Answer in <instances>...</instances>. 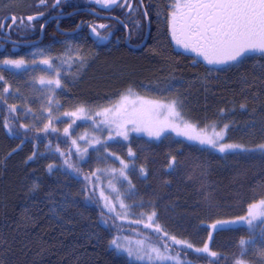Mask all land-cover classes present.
Returning <instances> with one entry per match:
<instances>
[{"label":"trees","instance_id":"obj_1","mask_svg":"<svg viewBox=\"0 0 264 264\" xmlns=\"http://www.w3.org/2000/svg\"><path fill=\"white\" fill-rule=\"evenodd\" d=\"M38 2L0 0V23L7 15L17 17L18 25L21 17L26 21L29 15L44 13L32 22L31 29L13 25L11 40L36 41L40 26L59 10L67 14L88 8L103 13L89 0H63L56 8L51 7L52 0H48L47 7L37 6ZM170 2L142 0L149 32L138 49L126 46V30L116 20L88 12L59 21L58 27L64 31L80 24L82 29L75 33L60 34L55 28L58 21L52 20L44 26L42 38L35 45L13 49V44L0 41V60L22 58L30 63L34 60L30 53L35 50H43V57L68 51L75 60L59 75L61 87L54 86L51 92L39 82L43 75L31 71L29 64L23 70L0 65V76L4 78L0 80V264H145L115 251L110 241L116 234H128L156 242L158 234L119 220L113 224L109 219L113 215L99 203L94 178L84 179L103 168L112 156L128 163L126 176L134 185L130 190L125 188L128 205L142 204L132 207L136 213L155 211L157 222L169 234L196 246L208 240L215 221L242 216L250 203L264 199V155L258 152L222 155L168 134L160 140L133 136L125 143L116 139L103 147L113 154L90 150L87 158L80 160L72 138L61 130L65 121L59 117L63 112L104 105L131 88L137 95L183 101L186 115L199 124L226 122L231 142L249 147L264 143V58L249 54L219 67L193 62L197 56L193 48L185 49L173 38ZM130 4L131 10L113 6L108 12L126 25L129 43L139 45L146 22L138 1L131 0ZM97 24L109 26L98 28L107 40L89 36L88 26ZM4 88H8L7 93ZM11 105H15V112L10 110ZM53 107L57 108L54 117ZM49 110L51 127L44 132ZM5 122L12 128L11 133ZM129 149L134 155L128 154ZM33 152L36 155L28 159ZM172 157L176 163L169 168ZM65 159L73 168L64 164ZM256 224L251 231L243 225L212 231L210 248L223 256L219 264H233L240 255L239 240L250 234H255L256 244L243 258L247 264H264L260 251L264 248V237L260 235L264 224ZM179 251L193 264H209L204 254Z\"/></svg>","mask_w":264,"mask_h":264},{"label":"snow or ice","instance_id":"obj_2","mask_svg":"<svg viewBox=\"0 0 264 264\" xmlns=\"http://www.w3.org/2000/svg\"><path fill=\"white\" fill-rule=\"evenodd\" d=\"M63 0H52L51 7L56 8L61 5ZM94 2L100 5L102 8L116 7H128L132 9V5L128 3V0H94ZM142 2V0H141ZM37 6H48V0H39ZM174 9L171 12L172 17V35L177 44L183 45L185 49L192 47L193 50L198 51L207 61L208 64H223L230 61H236L240 58H244L249 54L264 58V0H184L171 5ZM144 15L147 16L145 10ZM44 16L43 12H39L36 15H29L25 18H19V24L17 25V17L11 16L5 19H11L13 25H17L18 28L27 30L33 27L32 22L41 19ZM4 24L0 23V29H3ZM41 30L44 25H41ZM79 27V25L77 26ZM109 26L100 24L98 26H91V32L95 35L98 41H105L108 36L102 35L99 29H107ZM11 28V25L9 26ZM179 33V35H178ZM183 37V38H182ZM195 40V46L191 43ZM41 53L43 50H40ZM72 57H70L71 59ZM79 58V57H76ZM53 57H46L39 61L40 64L47 65L49 68H53ZM83 62V61H81ZM26 61L24 59H2L0 64L10 65L15 68H21ZM32 63H36L35 60ZM59 77V72L56 73ZM3 76H0V80H3ZM40 84L55 86V88L61 87V81L57 79L40 78ZM5 93L8 92V88H4ZM132 89L129 88L128 92ZM127 97L122 96L120 103L113 105L110 108H104L100 112H97V116H102L103 123L108 125L115 124L117 128V135L123 136L124 139H128L127 131L123 130L125 124L136 125L138 120H142L148 113L142 110H133L129 113L127 111L125 101ZM142 104L150 105V111L164 110L168 116L174 119H179L183 127L180 124L173 122L172 120H166L163 123L156 122L153 126L147 127L143 130L147 131L149 136L160 137L166 128H171L176 131L178 135H183L189 140L198 141L201 145H208L213 149L218 150L220 153L234 152L240 150L242 152H258L264 155V143L255 145L254 147H247L244 144L239 143H224L226 131L229 128V124H224L223 128L219 131L216 130V123L212 122L209 125H205V128L197 130L196 125L191 124L183 119L180 109L183 106V101L176 99L168 103L160 104L150 101L141 100ZM12 112L16 111L15 105L9 106ZM243 108L244 105H241ZM224 110L221 109V112ZM79 113H84V108L77 110ZM77 112L65 113L64 115L77 116ZM5 127L9 132H12V128L9 127L8 122H5ZM22 128L29 127L28 125H20ZM51 127V113L49 110V123L44 126L42 131L47 132ZM71 127V125L69 126ZM211 127V134L207 129ZM135 131H141L140 127H136ZM55 131V129H53ZM65 134H68L69 129H64ZM111 138V137H109ZM84 139V137H80ZM76 140L72 141L73 145H76ZM94 143L99 144V140H95ZM58 152L59 148L56 149ZM77 152L80 153V159L84 158L88 149H81L77 146ZM63 156L64 153L60 152ZM128 154L134 155L129 149ZM36 153L28 157L32 159ZM122 167L119 169L120 175L126 177L125 169L128 168L123 160L120 161ZM176 163V158L172 157L169 161L168 167L172 168ZM64 164L68 168H73V165L67 160H64ZM53 165H48L49 171H51ZM79 172V169H74ZM103 169H97L90 175H86L84 179L90 181L92 177L98 181L100 176L97 173L103 172ZM141 173L144 174V169H141ZM108 187L117 192L115 199L119 202V208L121 211H117L116 205L113 203L112 198L105 195L104 189H100V199L103 201V209H106L108 213H114V216H110L113 224L116 220H125L130 214V210L133 206L143 205H127L120 198V194L114 185L109 182ZM129 188H134V185L129 181ZM131 198V194L129 196ZM101 211V216L105 215L104 211ZM141 216H146L147 222L138 220L136 223H144L146 228L152 229L156 236V243H152L149 240H138L135 242V246L129 242L125 247L121 243V237L119 235L114 236L110 245L117 251L126 252L129 258L136 261L145 262V264H164V262L170 261L172 264H184V260L181 258L180 252L172 254L174 249L173 245H184L185 249H193L196 253L204 254V258L208 259L209 264H219L223 258L221 253L213 251L209 247V243L205 242L203 247L194 248V246L186 240H180L174 235H170L164 227L157 222V213L152 211L151 213H140ZM259 221L264 224V199L259 200L258 203H250L245 215L237 216L232 220H217L210 227L213 231L222 230L224 225H247L249 230H253L257 227L256 222ZM107 224V220L104 221ZM261 237H264V229L261 230ZM126 239V238H125ZM213 239V233L209 232L208 240ZM240 247V255L236 256L233 260V264H247L243 258L246 255V251L251 249L256 244L255 234H250L247 239L241 237L238 242ZM261 254L264 255V248L260 249Z\"/></svg>","mask_w":264,"mask_h":264},{"label":"rangeland","instance_id":"obj_3","mask_svg":"<svg viewBox=\"0 0 264 264\" xmlns=\"http://www.w3.org/2000/svg\"><path fill=\"white\" fill-rule=\"evenodd\" d=\"M91 3L94 2V0H89ZM131 0H128V3H130ZM171 1L170 3H172V5L174 3L177 2V0H169ZM121 2L123 3V0H121ZM179 2H184V0H179ZM169 3V4H170ZM171 12L174 10L172 7H170ZM31 57L36 61V63H25L24 66H22L21 68H15L13 66L10 65H2L1 66L8 68V69H12V70H23L27 67V65L29 64V66H32V69H30L31 71H33L34 73H37L39 75H43L42 77L47 79H57L58 77L56 76V73L59 72V75L64 72L68 66L71 65V63L74 60V58L69 54V52H65L64 54H61L59 56L53 57V68H49L47 65H43L40 64L39 61L43 58L42 53L40 50H35L33 51V53H30ZM70 57H72L70 59ZM200 60H202L207 66L209 67H219V66H223L226 65L230 62L227 63H223V64H208L207 61L204 60V57L200 54ZM5 59V58H4ZM8 59H12V58H8ZM21 59V58H18ZM42 85V84H41ZM45 90L51 92L54 88V86H48V85H43ZM125 96L127 97V100L125 101V105L127 108V111L129 113L133 112V110H142L146 113H148L142 120H138L136 125L133 124H125L124 125V129L127 131V135H128V139H124L123 136L117 135V128L115 126V124L113 125H108L103 123V117L102 116H97L96 113L100 112L102 109L104 108H110L113 107V105H117L118 103H120L121 97ZM52 97H50L51 99ZM141 100L143 101H150L153 103H160V104H164V103H168L172 100H176L175 98H158V97H153V96H146V95H137L134 94L133 92H128L126 91L125 93L121 94L119 97H117L114 101H111L109 103H106L104 105H100V106H96V107H90V106H79L76 108H73L69 111L63 112L61 114V117H59V120L65 121L61 130L64 132L65 128L69 129L68 135H70V137L73 140H76V145L74 146V150L75 153L77 154L78 158L80 159V153L77 152V146H79V148L84 149L87 148L88 152L87 154L84 155L83 159L80 160H85L89 154L90 150H98L99 153L101 154V152L103 150H106L108 153L113 154L111 151H109L108 149H105L103 147H106V144H109L111 142L121 140L122 142H129V140L131 139V137L133 136H144L153 140H160L162 139L164 136L168 135V134H172L174 136L180 137L185 139L186 141L195 144L199 147L202 148H208L211 149L213 151H215L218 154H227V153H220L218 150L211 148L208 145H201L198 141H192L189 140L187 137L183 136V135H178L176 131L172 130L171 128H166L165 131L161 134L160 137H155V136H149L147 131L143 130L147 127L153 126L156 122L159 123H163L166 120H172L173 122L180 124L181 127H183L182 122L179 119H174L168 116L167 112L164 110H156V111H150V105H145L141 103ZM84 108L85 112L79 113L77 112V110L79 108ZM73 112H77V116H71V115H64L65 113H73ZM181 115L183 116V119L191 124L196 125L197 130L205 128V125H209L212 122L209 123H205V124H199L195 121H192L184 112L183 107L180 109ZM53 117L57 115V108L53 107V112H52ZM216 123V130L219 131L221 128H223L224 124H227L224 121H214ZM71 125V127H69ZM136 127H140L142 130L141 131H135L134 129ZM208 133L211 134V127H209L207 129ZM65 133V132H64ZM227 133H228V129L226 131V136L224 139V143H237V142H231L227 139ZM80 137H84V139H80ZM111 137V138H109ZM95 140H99L100 143L96 144L94 143ZM240 144V143H239ZM249 147V146H247ZM103 148V149H102ZM251 148V147H249ZM240 150H236L234 152H237ZM111 156V155H110ZM118 157V158H117ZM112 156V159H108L105 160L106 164L103 168L104 171L97 173V175L100 176V179L97 181L94 178V187L96 189V192L98 194V199H99V203L101 205V207L103 208V201L100 199V189L103 188L105 195L109 196L110 198H112L113 203L116 205V209L117 211H121V209L119 208V202L115 199L117 192L113 191L111 188L108 187L109 182H111L112 185L115 186V188L118 190L119 194H120V198L124 201L125 204L128 205L127 201H126V193H128L127 191H125V188L127 190H130L129 186H128V179L125 177H122L120 175L119 169H121L122 165L120 163L121 160H123L126 164L127 161H125L124 159H122L119 156ZM96 171V170H95ZM125 172H127V169H125ZM127 177V176H126ZM125 191V192H124ZM254 202V203H258ZM106 212L107 210L104 209ZM108 213V212H107ZM146 213V212H143ZM111 215L114 216V213H109ZM246 214V213H245ZM244 214V215H245ZM235 219L234 218H222L220 220H232ZM138 220H143L145 221V223L147 222L146 220V216H141L140 213H136L132 208L130 210V214L128 215V217L125 220H119L120 222L123 223H127V224H133V225H141L144 229L153 231L152 229L146 228L144 226V223H136V221ZM224 226H238V225H224ZM248 227L246 224L243 225ZM211 232L213 231L212 228L210 227ZM119 235L121 237V243H123L125 245V247L128 246L129 242H131V244L133 246H135V242L138 240H148L146 238L143 237H138V236H134V235H128V234H116L114 236ZM172 235V234H170ZM126 238V239H125ZM180 240H186L189 243H191L188 239H184V238H179ZM150 241V240H149ZM151 242V241H150ZM206 242L209 243V247H210V241L207 240ZM152 243H156V242H152ZM192 244V243H191ZM194 246V248H198V247H203V245L201 246H196L194 244H192ZM111 246V245H110ZM114 250L115 248L113 246H111ZM173 253L175 254V252H180L179 250H187V251H194L193 249H185L184 245H173ZM117 251V250H115ZM119 253H121L122 255L126 256L128 259L132 260V261H136L132 258H129L126 254V252L123 251H117ZM181 255V254H180ZM181 258L184 260L185 264H193V262L189 259H186L184 257L181 256ZM140 262V261H138ZM141 263H145V262H141ZM164 264H172V262L167 261L164 262Z\"/></svg>","mask_w":264,"mask_h":264},{"label":"water","instance_id":"obj_4","mask_svg":"<svg viewBox=\"0 0 264 264\" xmlns=\"http://www.w3.org/2000/svg\"><path fill=\"white\" fill-rule=\"evenodd\" d=\"M138 2H139V6L141 7V11H142V13H143V17H144V19H145L146 27H147V28H146V34H145V37H144L143 42H141V43H140L139 45H137V46H132V45H130V44L128 43V40H129V32H128L127 28L125 27V25L123 24V22H121L118 18L113 17V16H108V15L98 14L97 12H95V11H93V10H91V9H88V8L77 9V10H74V11H72V12H70V13H67V14H62L61 12H59V14H56V15H53V16L47 18V20H45V22L43 23V25L45 26L47 23H49V22L52 21V20H60V19H62V18L69 17V16H71V15H73V14H76V13H79V12H88V13H90V14L96 16V17H99V18H113V19H115L117 22H119V23L124 27V29L126 30V40H125V44H126V46L132 47V48H134V49H138V48H140L142 45H144V43L146 42V39H147V37H148V32H149V21H148V19H147V16L144 15L145 10H144L143 4H142L141 0H138ZM11 16H13V15H7L6 17H11ZM6 17H5V18H6ZM5 18L2 20V23L4 24V27H5V23H6L8 20H10V23H9V25L6 27V30H5V31H4V27H3V29H0L1 32H2V31L4 32V36H0V41L13 44V49H16L17 46H31V45H35V44H37V43L40 42V40H41V38H42V34H43V29H44V28H43L42 30H40V37H39V39H37L36 41H32V42H16V41H12V40H10V39H9V36H10V32H9V31H10L11 28H9V26L11 25V27H12L13 23H12V20H11V19H5ZM55 28H56V30H57L60 34H70V33H74V32H76V31H78V30L80 29V24H79V27H76V28H75L74 30H72V31H64V30L59 29V27H58V23L55 25ZM89 36L91 37V39H95V38H96L95 35L91 32V28H89Z\"/></svg>","mask_w":264,"mask_h":264},{"label":"flooded vegetation","instance_id":"obj_5","mask_svg":"<svg viewBox=\"0 0 264 264\" xmlns=\"http://www.w3.org/2000/svg\"><path fill=\"white\" fill-rule=\"evenodd\" d=\"M94 6H95V8L96 9H98V10H100L101 12H103V13H100V14H103V15H109V16H113V15H111V13H109L108 11H110L111 9H112V7L111 8H107V9H105V8H102L100 5H98V4H96L95 2H93L92 3ZM124 8V7H123ZM118 12H119V10H118ZM120 14H122L123 12H122V9H120V12H119ZM115 17V16H114ZM108 19H113V18H108ZM114 20V19H113ZM119 23V22H118ZM59 24V23H58ZM99 24H97L96 26H98ZM89 27L90 26H88V29H89ZM81 29H82V27H81ZM80 29V30H81ZM193 41V43H194V46H195V40L193 39L192 40ZM195 51V50H194ZM195 54L197 55L196 56V60L195 61H193V62H196V61H198V62H203L202 60H200V53L198 52V51H195Z\"/></svg>","mask_w":264,"mask_h":264},{"label":"bare ground","instance_id":"obj_6","mask_svg":"<svg viewBox=\"0 0 264 264\" xmlns=\"http://www.w3.org/2000/svg\"><path fill=\"white\" fill-rule=\"evenodd\" d=\"M144 40V39H143ZM143 40H142V42H143ZM145 44V43H144Z\"/></svg>","mask_w":264,"mask_h":264}]
</instances>
